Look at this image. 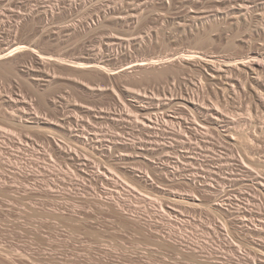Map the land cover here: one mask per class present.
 Instances as JSON below:
<instances>
[{"label": "rangeland", "instance_id": "1", "mask_svg": "<svg viewBox=\"0 0 264 264\" xmlns=\"http://www.w3.org/2000/svg\"><path fill=\"white\" fill-rule=\"evenodd\" d=\"M256 56L264 0H0V122L13 131L0 137V249L29 264H264V91L241 69ZM208 60L234 69L238 94ZM200 80L204 139L186 109ZM179 111L192 141L174 131ZM244 131L249 146L233 139ZM193 171L225 183V205Z\"/></svg>", "mask_w": 264, "mask_h": 264}, {"label": "bare ground", "instance_id": "2", "mask_svg": "<svg viewBox=\"0 0 264 264\" xmlns=\"http://www.w3.org/2000/svg\"><path fill=\"white\" fill-rule=\"evenodd\" d=\"M243 1V0H242ZM235 2V1H234ZM239 2V1H238ZM236 3V2H235ZM240 3V2H239ZM245 3V2H244ZM244 3H242L244 6H245V4ZM250 3V2H249ZM232 4V3H231ZM237 4V3H236ZM246 4H248V3H246ZM243 5H241V6H243ZM239 6V5H238ZM240 6V7H241ZM239 7V8H240ZM247 7V5L245 6V8ZM248 7H250V6H248ZM242 8V7H241ZM247 10V9H246ZM248 10H249V8H248ZM238 11V10H237ZM241 11V10H240ZM239 11V12H240ZM213 28V27H212ZM233 44H234V41H233ZM6 53V52H5ZM5 53H4V55H5ZM256 55V54H255ZM2 56V55H1ZM6 56V55H5ZM252 56V55H251ZM4 57V56H3ZM2 57V58H3ZM53 58V57H52ZM204 58V57H203ZM252 58V57H251ZM251 58H249V59H251ZM244 59H242V61H243ZM252 60V59H251ZM211 60H208V62H210ZM207 62V61H206ZM207 62V64L206 65H209L210 67V70H211V73H210V76L212 77H210V79L213 81V82H217V84H219L221 87L220 88H222L223 89V91H224V93L225 92H230L229 90H232V91H234V92H236L237 90H236V88H237V85H236V83H235V81H231V80H233V78L232 77H234V76H231V74H234V69L233 68H231V67H227V68H223L222 66L221 67H219L218 68V64H217V66H216V64L214 65L213 64V61H212V63L210 62V63H208ZM246 62V61H245ZM78 63V62H77ZM96 63V62H95ZM150 63V62H149ZM148 63V64H149ZM231 63V62H230ZM1 64H4V66L2 65L0 68H5V67H7L8 68V64L7 63H0V65ZM5 64H7V66H5ZM82 64V63H81ZM80 64V65H81ZM86 64V63H85ZM90 65H91V63H89ZM156 65V62L155 61H153V62H151L150 63V67H152L153 65ZM157 64H158V62H157ZM243 64V63H242ZM79 65V64H78ZM87 65H88V63H87ZM243 65H245V64H243ZM246 65H247V67L246 68H241L242 69V71L243 70H245L246 71V73L249 75V78H251L250 79V83L252 84V85H250V86H252V90L251 91H253V93L254 92H256V95H260V94H263V88H264V58L262 59L261 57L260 58H257V56H256V58L254 57V59L252 60V61H249V62H247L246 63ZM91 66H93V65H91ZM227 66H229V65H227ZM97 67V66H96ZM7 68H5L4 70H7ZM238 69V68H237ZM240 69V70H241ZM1 70V69H0ZM3 69H2V71H4ZM154 71H151V70H146L147 72H152V73H154V74H156V75H158L159 77H161L162 75H163V73H164V71L162 70H157L156 68L155 69H153ZM157 70V71H156ZM239 70V69H238ZM237 70V71H238ZM239 70V71H240ZM209 71V70H208ZM236 71V72H237ZM208 73V72H207ZM246 74V76H248ZM206 75V74H205ZM235 75V74H234ZM237 75V74H236ZM238 75H240V74H238ZM237 75V76H238ZM239 77V76H238ZM207 78V77H206ZM243 78V77H242ZM234 79H236V77L234 78ZM238 79V78H237ZM241 79V78H240ZM203 80V79H202ZM208 80H209V77H208ZM217 80H221V81H223V82H218ZM243 80H244V78H243ZM243 80L242 81H240L239 82V86H241V87H243V88H245V89H247L248 88V86L246 85L247 84V82L245 83H243ZM237 81V80H236ZM200 82V84H199V86H198V84H197V94H198V96L200 97V98H197L196 96H195V93H193V95H194V97H192L193 95H191L190 97H192V98H195L194 99V101L197 99V103H194L195 105H189V104H187V101L186 102H184V104H185V106H186V104H187V106H186V109H187V107L189 108V110H190V112L193 114V120H191V123L190 124H192V127H194V129H196V130H198V132L200 131V130H202L203 129V131H200L202 134H205V135H202V138L204 139V138H206L207 137V134H208V132H204V131H206V130H208V128H206V127H211V125L210 124H208V123H206L205 121V119L204 118H202L201 117V115H200V112H198L200 109L202 110V105H205L204 107H206V103H205V99L203 98H201V94H203V93H205V91H206V89H205V86L206 85H204V84H206V83H204V81H199ZM209 83V81H207V84ZM214 85V84H213ZM238 86V87H239ZM246 86H247V88H246ZM90 87H93V86H90ZM195 89V91L194 92H196V88H194ZM240 89V88H239ZM190 90H192V89H190ZM204 90V91H203ZM189 91V90H188ZM248 92L249 91V89H247V90H245V92ZM216 92V91H215ZM239 92H241V91H239ZM250 92V91H249ZM192 93V92H191ZM227 93H225V94H227ZM231 93V92H230ZM237 93V92H236ZM251 93V92H250ZM258 93V94H257ZM218 94V93H217ZM229 94V93H228ZM238 94V93H237ZM243 94H244V92H243ZM242 94V95H243ZM219 95V94H218ZM233 95V94H232ZM236 94H234V96H235ZM184 96V95H183ZM251 96H253V94L251 95ZM185 97H186V95H185ZM189 96H187V98H188ZM225 97V99H227L226 98V96H224ZM229 97H230V94H229ZM233 97V96H232ZM240 97V96H239ZM243 97V96H242ZM260 97V96H259ZM255 98H256V96H255ZM185 99V98H184ZM193 100V99H192ZM171 101H173V100H171ZM185 101V100H184ZM214 101V100H213ZM223 101V100H222ZM222 101H219L218 100V102H216V100L214 101V103L212 102V101H210V102H212V104L211 103H209L208 105H207V110L208 111H215V114H217V116L218 115H220V114H222V113H224L225 114V112H227L228 110L224 107L225 105H223L224 103L222 102ZM227 101V100H226ZM175 101H173V103H174ZM177 102H179V101H176V103H175V105H177L178 103ZM180 102H181V100H180ZM190 102H192V101H190ZM223 104H222V103ZM183 103V102H182ZM208 103V102H207ZM226 103V102H225ZM228 103V102H227ZM180 104V103H179ZM181 105V104H180ZM264 105V104H263ZM183 106V104L181 105V107L180 108H184V107H182ZM210 106H211V108H210ZM139 107V106H138ZM203 107V108H204ZM228 107V106H227ZM175 108H177L176 106H175ZM179 108V109H180ZM230 108V107H229ZM228 108V109H229ZM178 109V108H177ZM185 109V108H184ZM183 109V110H184ZM143 110V109H142ZM188 110V109H187ZM204 110H205V108H204ZM203 111H201V113H202ZM206 112V111H205ZM230 112V111H229ZM179 113H180V111H179ZM209 113V112H208ZM212 113V112H211ZM144 114H146V113H144ZM143 114V115H144ZM205 114V113H204ZM213 115H214V113H212ZM226 114H228V112L226 113ZM36 115H38L37 113H36ZM181 115V116H180ZM211 115V114H210ZM5 116V115H4ZM184 115L183 114H178V119H177V121H178V123H179V125H176V126H174V128H178V130H174V131H177L178 133H179V135H180V138H185L186 140H188V141H192V138L190 137V135H188L187 133H186V130H184V128L185 127H187V126H185V127H182V125H183V123H185V119H184V117H183ZM221 116V115H220ZM212 117V116H211ZM216 117V116H215ZM223 117V116H222ZM15 116H13V115H10V117H6L5 118V120L6 121H8V122H11V123H16V121H15ZM212 118H214V117H212ZM218 118H219V116H218ZM217 117L216 118H214V119H216L217 121H216V126H218L217 128H219L220 130L222 129L221 127H220V125H219V123L221 122V119L219 118L218 119ZM147 119L149 120V119H151V116L150 117H147ZM204 119V120H203ZM162 120H163V122H169L168 120H166V119H164V117H162ZM211 120V119H210ZM0 121H2L1 120V117H0ZM3 121H4V118H3ZM141 121H144V120H142L141 119ZM150 121H152V120H150ZM161 121V120H160ZM208 121V120H207ZM222 121H224V120H222ZM222 123V122H221ZM220 123V124H221ZM146 124V123H145ZM224 124V123H223ZM238 125V124H237ZM28 128L31 126V125H26ZM84 126V125H83ZM146 126H149L148 125V123L146 124ZM184 126V125H183ZM181 127V128H180ZM191 127V126H190ZM84 128H86V127H84ZM216 128V127H215ZM215 128H213V129H215ZM216 128V129H217ZM233 128H235V127H233ZM240 128V127H239ZM238 127H237V129H239ZM219 129H217L218 131H219ZM87 130V129H86ZM235 130V129H234ZM211 130H209V132H210ZM227 131V130H226ZM239 131V130H238ZM46 133H49V132H51V131H49V130H46L45 131ZM12 133H13V131L11 130V129H9V128H7L6 126H4L3 124H1V122H0V137H2V136H7V137H11L12 136ZM185 133V134H184ZM229 134H230V132H229ZM233 135V139H237V138H240V140H241V142H243V143H245L247 146H249V144L252 142V140L254 139H252L251 138V136L249 135V134H247L245 131L244 132H240V133H237V135L236 134H232ZM231 138V139H232ZM257 138H259V137H257ZM185 139L183 140V142L185 141ZM227 139V138H226ZM19 140H22L23 141V138H21V137H19ZM101 140V139H100ZM254 141V140H253ZM258 142V141H257ZM110 153V152H109ZM124 156H125V154L124 153H122ZM121 154V155H122ZM210 171V170H209ZM193 174L194 175H191L192 176V178H188L189 179V181L187 180V182H190L189 184H191L192 186H193V183L195 182V178H199V179H197L196 181H202V178H201V176L199 175V171H193ZM151 177V176H150ZM203 182H205V184L203 183ZM220 182V181H219ZM219 182H217V183H213V182H209L208 180H206V181H202L201 183H200V185H196L197 187H200L201 189H203V191H205V192H208V193H210V194H213L214 195V199L215 200H219L221 203H224V205H225V198L223 199L222 197H221V194L219 193V191H221V189L223 188V189H226L227 187H226V185H225V183H219ZM261 183V182H260ZM236 184V183H235ZM194 187V186H193ZM259 187V186H258ZM177 199V202H179V203H181V205L183 204L185 207H187L188 205H198V203H197V199H198V196L197 195H193L192 197H188V196H179V198H176ZM175 200V199H174ZM172 202H173V200H172ZM174 203V202H173ZM177 204V203H176ZM178 205V204H177ZM223 205V206H224ZM173 207V206H172ZM0 255H2V256H4L6 259H7V261H1V264H29L27 261H26V259H28L29 257L26 255V254H24V253H22L21 254V256H20V258L21 259H19V260H16V259H14L13 257H11L10 256V252H9V250L7 251H4V250H2V249H0ZM28 260H31V259H28Z\"/></svg>", "mask_w": 264, "mask_h": 264}]
</instances>
